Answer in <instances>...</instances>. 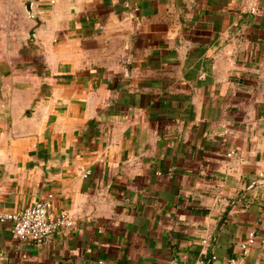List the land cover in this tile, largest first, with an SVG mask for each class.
I'll use <instances>...</instances> for the list:
<instances>
[{
    "label": "crops",
    "instance_id": "0c3cea01",
    "mask_svg": "<svg viewBox=\"0 0 264 264\" xmlns=\"http://www.w3.org/2000/svg\"><path fill=\"white\" fill-rule=\"evenodd\" d=\"M261 177L264 0H0V264H264Z\"/></svg>",
    "mask_w": 264,
    "mask_h": 264
},
{
    "label": "built area",
    "instance_id": "2783aa9c",
    "mask_svg": "<svg viewBox=\"0 0 264 264\" xmlns=\"http://www.w3.org/2000/svg\"><path fill=\"white\" fill-rule=\"evenodd\" d=\"M256 11V9H253ZM90 169H85L83 174L87 177ZM261 176L263 174H260ZM53 195L49 194L46 198L35 201L33 204L10 213H0V223L11 222L13 236L21 241H34L43 244L48 241L52 234L61 227H70L75 224L74 219L65 211L54 214ZM255 237L252 235L248 242L242 245L243 255L249 254L251 245ZM172 264H182L173 262ZM197 264H204L199 262ZM207 264H221L214 257L213 261ZM227 264H239L238 260L230 259Z\"/></svg>",
    "mask_w": 264,
    "mask_h": 264
},
{
    "label": "water",
    "instance_id": "95a60500",
    "mask_svg": "<svg viewBox=\"0 0 264 264\" xmlns=\"http://www.w3.org/2000/svg\"><path fill=\"white\" fill-rule=\"evenodd\" d=\"M257 183H259V184L264 183V177L259 178L258 181H257ZM253 186H254V185H252V187H253Z\"/></svg>",
    "mask_w": 264,
    "mask_h": 264
}]
</instances>
